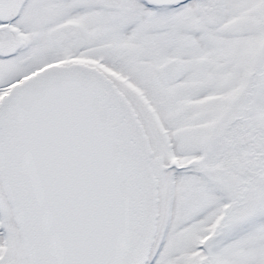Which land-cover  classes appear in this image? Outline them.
I'll return each instance as SVG.
<instances>
[{
    "label": "snow or ice",
    "instance_id": "snow-or-ice-1",
    "mask_svg": "<svg viewBox=\"0 0 264 264\" xmlns=\"http://www.w3.org/2000/svg\"><path fill=\"white\" fill-rule=\"evenodd\" d=\"M0 264H264V0H0Z\"/></svg>",
    "mask_w": 264,
    "mask_h": 264
}]
</instances>
